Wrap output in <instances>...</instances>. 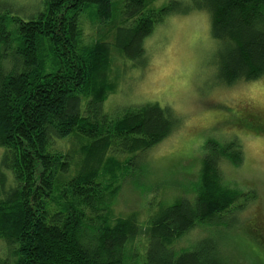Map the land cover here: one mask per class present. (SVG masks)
<instances>
[{
    "label": "trees",
    "instance_id": "1",
    "mask_svg": "<svg viewBox=\"0 0 264 264\" xmlns=\"http://www.w3.org/2000/svg\"><path fill=\"white\" fill-rule=\"evenodd\" d=\"M43 2L28 20L0 11V239L13 259L0 264H230L223 238L257 197L224 182L221 164L244 161L240 140L209 139L193 196L142 223L117 201L179 117L148 103L112 118L103 104L118 88L113 53L145 66V42L177 14L209 15L225 85L263 79L264 0Z\"/></svg>",
    "mask_w": 264,
    "mask_h": 264
},
{
    "label": "rangeland",
    "instance_id": "2",
    "mask_svg": "<svg viewBox=\"0 0 264 264\" xmlns=\"http://www.w3.org/2000/svg\"><path fill=\"white\" fill-rule=\"evenodd\" d=\"M177 1L186 5L190 0ZM44 10L43 0H0V11H11L24 20ZM208 16L202 11L169 16L145 42V66L136 67L113 53L118 88L103 104L104 113L117 118L129 107L158 103L170 107L180 123L144 161H138L137 182L124 184L115 209L119 214L136 212L146 223L162 200L172 204L178 197H192L205 143L211 138L236 137L244 161L239 166L221 164L224 182L257 197L236 217L237 227L236 222L229 225L224 254L230 264H264V78L225 85L218 70L219 43L211 36ZM85 26V39H97V29ZM3 151L0 148V158ZM200 235L201 229L194 230L179 248L191 246ZM144 244V238L137 242L141 255ZM7 260L13 259L0 239V263Z\"/></svg>",
    "mask_w": 264,
    "mask_h": 264
}]
</instances>
